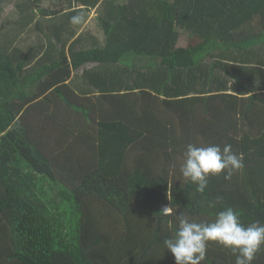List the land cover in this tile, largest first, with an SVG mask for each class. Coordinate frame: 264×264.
<instances>
[{"label": "trees", "instance_id": "16d2710c", "mask_svg": "<svg viewBox=\"0 0 264 264\" xmlns=\"http://www.w3.org/2000/svg\"><path fill=\"white\" fill-rule=\"evenodd\" d=\"M101 1L104 46H0V264H175L181 215L264 224V0ZM189 143L242 167L197 192L174 159ZM201 264L235 255L210 241Z\"/></svg>", "mask_w": 264, "mask_h": 264}, {"label": "clouds", "instance_id": "9594fccd", "mask_svg": "<svg viewBox=\"0 0 264 264\" xmlns=\"http://www.w3.org/2000/svg\"><path fill=\"white\" fill-rule=\"evenodd\" d=\"M79 19L72 17L71 22L77 23ZM241 167L242 159L233 152L231 145L221 149L219 145L198 147L189 143L180 171L185 179L196 185L197 192L203 193L210 176L224 174L225 179H231L233 172ZM222 202L223 197L217 196L208 206L216 207ZM177 225L174 236L164 240L175 264H201L210 241L231 250L235 264H253L256 254L264 246V224L245 225L232 207H224L212 222H196L181 215Z\"/></svg>", "mask_w": 264, "mask_h": 264}, {"label": "crops", "instance_id": "0c3cea01", "mask_svg": "<svg viewBox=\"0 0 264 264\" xmlns=\"http://www.w3.org/2000/svg\"><path fill=\"white\" fill-rule=\"evenodd\" d=\"M101 4L93 6L84 0H0V46L19 48L35 62L58 60L64 52L71 59L73 51L104 46L106 37L98 26L104 13ZM72 17L80 19L72 23ZM77 73L73 72V77Z\"/></svg>", "mask_w": 264, "mask_h": 264}, {"label": "rangeland", "instance_id": "374dc122", "mask_svg": "<svg viewBox=\"0 0 264 264\" xmlns=\"http://www.w3.org/2000/svg\"><path fill=\"white\" fill-rule=\"evenodd\" d=\"M119 1H121V0H119ZM126 1L127 0H122V2H126ZM101 6L103 7L104 5H101ZM102 15H104V14H102ZM98 26L100 28V31L102 32L103 37H106L105 31H104V29H102L100 22H99ZM197 42H198V39L196 37H194L191 33H188V32L183 30L182 36H181V38L179 40V46L195 45ZM78 72L82 73L84 71L83 70H79ZM77 81H81V79H79ZM32 118H34V117L32 116ZM82 124H83V122H82ZM196 136L198 137L199 135H196ZM199 139H200L199 142L201 143L202 139H201L200 136H199ZM202 145H204V143ZM174 159H175L176 167L178 168L177 170L180 171V167H181V165H182V163L184 161V155H178V156L174 155ZM159 170H160V168H159ZM163 211H164V209H163Z\"/></svg>", "mask_w": 264, "mask_h": 264}, {"label": "built area", "instance_id": "2783aa9c", "mask_svg": "<svg viewBox=\"0 0 264 264\" xmlns=\"http://www.w3.org/2000/svg\"><path fill=\"white\" fill-rule=\"evenodd\" d=\"M163 209H164V211L167 212V213L172 212V208H171V206H170L169 204L164 205V206H163Z\"/></svg>", "mask_w": 264, "mask_h": 264}]
</instances>
